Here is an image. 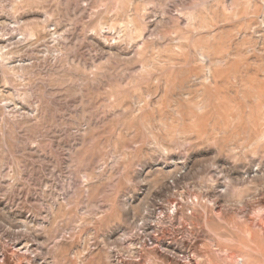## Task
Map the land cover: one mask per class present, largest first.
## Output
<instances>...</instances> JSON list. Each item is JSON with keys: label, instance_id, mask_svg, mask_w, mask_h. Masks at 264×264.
Here are the masks:
<instances>
[{"label": "rangeland", "instance_id": "rangeland-1", "mask_svg": "<svg viewBox=\"0 0 264 264\" xmlns=\"http://www.w3.org/2000/svg\"><path fill=\"white\" fill-rule=\"evenodd\" d=\"M9 257L264 264V0H0Z\"/></svg>", "mask_w": 264, "mask_h": 264}, {"label": "bare ground", "instance_id": "bare-ground-1", "mask_svg": "<svg viewBox=\"0 0 264 264\" xmlns=\"http://www.w3.org/2000/svg\"><path fill=\"white\" fill-rule=\"evenodd\" d=\"M19 252H20V250H19ZM25 254V253H24ZM8 257V256H7ZM3 262V264H14V262H13V260H12V258H7V259H4V261H2ZM18 263V262H17ZM25 263V262H24Z\"/></svg>", "mask_w": 264, "mask_h": 264}]
</instances>
